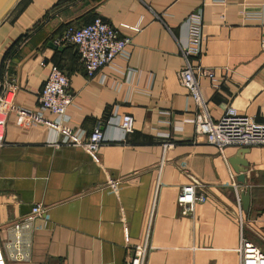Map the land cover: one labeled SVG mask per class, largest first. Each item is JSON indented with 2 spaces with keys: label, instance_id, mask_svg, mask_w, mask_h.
<instances>
[{
  "label": "crops",
  "instance_id": "crops-1",
  "mask_svg": "<svg viewBox=\"0 0 264 264\" xmlns=\"http://www.w3.org/2000/svg\"><path fill=\"white\" fill-rule=\"evenodd\" d=\"M56 1L23 0L0 21V79L13 80V104L33 113L47 73L39 62L54 63L68 77L71 133L86 139L98 126L103 141L88 153L59 141L50 112L41 121L8 112L0 145V241H11V223L31 205L45 211L20 233L27 259L7 264H122L126 250L144 239L152 248L143 264H240L241 234L264 254V146L248 147L245 181L238 182L227 160L239 147L219 152L192 124L173 132L159 114L192 116L176 78L184 66L178 45L187 40L184 19L201 9L204 42L187 62L214 72L217 86L197 77L211 118L232 106L264 123V0H67L52 8ZM91 17L130 43L126 56L87 78L74 48H54L51 39L67 23ZM136 23V32L122 26ZM125 113L134 119L130 133L118 126ZM157 131H168L174 143L163 148ZM187 183L206 197L192 217L180 216L175 203ZM244 190L247 211L236 201Z\"/></svg>",
  "mask_w": 264,
  "mask_h": 264
},
{
  "label": "built area",
  "instance_id": "built-area-1",
  "mask_svg": "<svg viewBox=\"0 0 264 264\" xmlns=\"http://www.w3.org/2000/svg\"><path fill=\"white\" fill-rule=\"evenodd\" d=\"M222 2V1H221ZM201 9L190 13L183 21L186 25V43L178 45L179 54L184 60V66L177 70L178 83L185 89L187 100L193 105L194 110L190 118L169 119V111H159L166 119L160 121L170 127L171 131L179 132L184 123L193 126L195 135H201L206 143L213 145L219 152L228 146L249 147L256 145L264 146V123H257L251 117L238 113L228 106L224 109L218 120L210 116L209 101L204 90L199 84L197 77H208L213 85L217 86V79L213 70L204 67H192L187 59L191 54H199L200 47L204 42L203 21ZM134 32L139 30L138 23L132 26L122 25ZM56 47L72 46L76 52L79 63L82 65L85 77L90 78L101 67L109 65L117 56H126V47L130 43V37L118 35L117 30L109 23L96 17L93 21L82 25H66L62 31L51 39ZM264 43V40L262 41ZM40 65L47 66V73L41 88L36 93L35 112L16 107L12 102L16 84L10 79H0V145L3 142L4 123L8 112L16 111L17 114L41 121V113L48 111L54 115L55 120L48 125L56 133H62L59 140L61 143H71L81 147L88 153H94L102 144V133L95 126L83 139L82 133H71L66 125L69 117L66 113L71 103L72 95L69 92L67 75L52 62L41 60ZM118 126L125 133L133 131L134 119L130 114H121L118 118ZM156 137L162 138V147L171 146L174 141L168 131L155 132ZM233 180V177L231 175ZM206 197L198 192L197 186L192 183L181 185L176 195L177 212L182 217H192L195 205L203 203ZM238 206L241 205L240 195L236 193ZM45 206L34 203L27 213L21 215L11 223L12 239L6 243L0 241V264L7 261H24L27 253L23 248L28 243L20 235L22 230H28L32 221L43 215ZM239 222L242 218L239 214ZM152 247L146 239L142 243L131 245L122 256V264H143L147 252ZM240 264H264V254L249 239L240 235V243L237 248Z\"/></svg>",
  "mask_w": 264,
  "mask_h": 264
},
{
  "label": "water",
  "instance_id": "water-1",
  "mask_svg": "<svg viewBox=\"0 0 264 264\" xmlns=\"http://www.w3.org/2000/svg\"><path fill=\"white\" fill-rule=\"evenodd\" d=\"M15 2L16 0H0V19L5 15V13ZM55 47L56 46H54V48ZM247 151L248 147H239L235 154L229 157L227 160L233 171L236 173V180L238 182L245 181V172L247 170L248 163L244 155L245 153H247ZM240 200L244 211H247L249 205V192L247 190L241 192Z\"/></svg>",
  "mask_w": 264,
  "mask_h": 264
},
{
  "label": "trees",
  "instance_id": "trees-1",
  "mask_svg": "<svg viewBox=\"0 0 264 264\" xmlns=\"http://www.w3.org/2000/svg\"><path fill=\"white\" fill-rule=\"evenodd\" d=\"M22 0H20L19 1V3L21 2ZM65 2H67V0H57L55 3H54V5L52 6V8H59V7H61ZM94 18H96V17H91L90 19H88V20H83L82 22H75V23H67L66 25H74V26H82V25H85V24H87V23H89V22H91V21H93V19ZM65 25V26H66ZM64 26V27H65ZM63 27V28H64ZM62 28V29H63ZM1 67H2V65H1ZM2 70V69H1ZM1 72V71H0Z\"/></svg>",
  "mask_w": 264,
  "mask_h": 264
},
{
  "label": "rangeland",
  "instance_id": "rangeland-1",
  "mask_svg": "<svg viewBox=\"0 0 264 264\" xmlns=\"http://www.w3.org/2000/svg\"><path fill=\"white\" fill-rule=\"evenodd\" d=\"M19 1L20 0H16V2L10 7V9L5 13V15L0 19V21L2 20V19H4L5 17H7V16H9L10 15V13H14V9L17 7V5L19 4ZM23 1V0H22ZM21 1V2H22ZM20 2V3H21Z\"/></svg>",
  "mask_w": 264,
  "mask_h": 264
}]
</instances>
